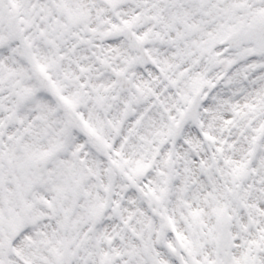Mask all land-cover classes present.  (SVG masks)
<instances>
[{
    "label": "snow or ice",
    "instance_id": "1",
    "mask_svg": "<svg viewBox=\"0 0 264 264\" xmlns=\"http://www.w3.org/2000/svg\"><path fill=\"white\" fill-rule=\"evenodd\" d=\"M0 264H264V0H0Z\"/></svg>",
    "mask_w": 264,
    "mask_h": 264
}]
</instances>
